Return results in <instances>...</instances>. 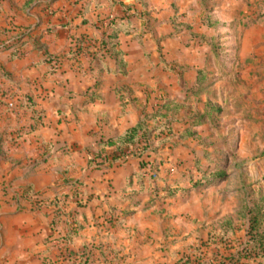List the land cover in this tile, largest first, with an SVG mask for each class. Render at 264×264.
Here are the masks:
<instances>
[{"label": "crops", "instance_id": "obj_1", "mask_svg": "<svg viewBox=\"0 0 264 264\" xmlns=\"http://www.w3.org/2000/svg\"><path fill=\"white\" fill-rule=\"evenodd\" d=\"M120 2L137 12L129 16L133 30L117 35L125 70L99 71L115 66L109 54L92 60L91 53L107 21L123 14ZM213 36L229 42L220 43L221 52L232 51L226 65ZM74 43L86 50L70 55ZM48 56H58L57 63ZM198 69L211 83L186 94ZM26 96L32 104L20 105ZM10 99L17 101L13 108ZM196 100L201 110L193 109ZM213 102L230 109L236 122L242 109H261L243 121L264 123V0H0V264H71L81 250L94 264L227 261L245 241V226L238 241L240 228L226 242L211 241L224 214L207 220L200 188L173 196L151 190L165 182L190 186L181 176L186 166L173 159L188 153L181 143L199 137L197 127L211 121L194 126L195 137L152 144L143 157L158 162L156 180L137 175L139 157L105 167L90 163L103 146L98 141L133 125L143 110L163 104L166 111L176 103L167 115L182 118ZM183 126L173 123L176 130ZM45 149L49 155L36 160ZM71 179L80 181V199L59 200L64 213L54 231L81 227L66 241L46 240L51 215L34 210L35 201L69 191ZM26 186L33 194L24 193Z\"/></svg>", "mask_w": 264, "mask_h": 264}, {"label": "trees", "instance_id": "obj_2", "mask_svg": "<svg viewBox=\"0 0 264 264\" xmlns=\"http://www.w3.org/2000/svg\"><path fill=\"white\" fill-rule=\"evenodd\" d=\"M121 10L123 14L111 17L107 23L103 35L99 39L97 44H94L95 51L91 53L92 60H95L98 55L109 54L114 58L115 66L111 69L109 66L104 65L99 71L111 70V71H124L125 63L123 60V51L118 49L117 35L120 30L130 32L134 26L130 24V14H136V8L132 4H125L120 2ZM218 36H213V49H216L215 43ZM10 46V44H3L1 48ZM86 47L81 43H74L70 46L68 53L74 55L80 51H85ZM47 61H52L56 64L58 56H48ZM4 73V72H3ZM211 83V78L205 76L203 69H198V76L193 86L189 89L184 87L186 94L197 93L204 87ZM97 84V82H96ZM29 97H23L20 101V105L24 106L25 103L32 104ZM166 107V111H163V104L158 106L153 111H142L139 119L131 126L125 128L122 132L100 139L98 143L103 146L94 151L90 157V163L94 167H105L114 162H123L130 157L140 158V171L137 175L142 178L146 172L148 178L156 180L158 178V162L156 160H145L143 155L149 154L150 150L155 147L152 145L157 142L158 145L164 146L166 143H173V138L176 136L186 137L197 136V130L194 126L206 121H211L214 115L213 111H218L219 108L213 107L208 104L203 111L188 112L186 116L182 118L168 116L167 111L177 107L176 103H172ZM214 109H210V108ZM180 121L185 126L180 130L173 128V123ZM151 123V124H150ZM110 146L111 148H106ZM50 151L45 149L39 158L36 160H43L49 155ZM211 171V175L205 176L206 180L191 181L189 187H171L170 183L165 182L161 186L155 184L151 190L157 191L159 188L165 190L164 196H173L176 191H186L189 188L199 189L205 186L213 178H219L225 173L220 171L218 167H208ZM204 171V170H203ZM191 179V178H187ZM72 185L70 190L63 191L59 196L52 198H42L35 201L34 210H42L46 214L51 215V233L48 234L46 240L60 239L66 241L73 235L80 227V224L69 225L67 232L64 234L55 233V222L62 219L64 209L58 203L59 200L66 197H75V200L79 202L80 196L78 185L80 181L77 179H71ZM24 193L33 194L31 186L24 187ZM75 212L76 209H71V212ZM121 221V218L118 221ZM74 221V219H73ZM245 226V241L241 242L235 252L227 256V261L221 259L218 264H236V262H243V264H264V196L261 199L250 201L249 205H246L243 212H238L235 216L223 215L219 217L214 226V232L210 236L211 241H220L221 243L228 241L229 237L239 228ZM77 256L74 260H77V264H94L88 261V255H84V251L81 250L76 253ZM115 260V259H111ZM75 262V261H74ZM72 261L71 264L74 263Z\"/></svg>", "mask_w": 264, "mask_h": 264}, {"label": "rangeland", "instance_id": "obj_3", "mask_svg": "<svg viewBox=\"0 0 264 264\" xmlns=\"http://www.w3.org/2000/svg\"><path fill=\"white\" fill-rule=\"evenodd\" d=\"M236 31L239 34L241 29L238 28ZM220 43L226 45L229 42L217 40L215 43L218 55H221L219 63L226 65L232 57V51L224 49L221 52ZM213 103V107L219 110L213 111L211 122L203 125L202 128L197 127L200 131L199 137L181 143V148L188 149V153L180 151L183 156L173 159L176 165L186 166V171L181 176L191 179L185 183L206 180L204 175L212 174V170H208V167L215 166L220 171H225L219 178L210 180L209 183L212 184L202 186L196 193L201 195L200 199L206 198L204 208L207 220L221 213L235 216L238 212H243L250 201L264 196V170H262L264 168V137H262L264 123L258 124L255 120V124H246L243 121L245 117L252 118L253 113L260 114L261 109H242L240 115L243 118L236 122L230 109ZM193 105V109L201 110L202 101L196 100ZM213 107L210 109H214ZM250 130L254 132L253 136L250 134V137H242L246 131ZM208 224L211 223L208 222ZM240 229L242 230L237 231L235 241L244 236V226Z\"/></svg>", "mask_w": 264, "mask_h": 264}, {"label": "built area", "instance_id": "obj_4", "mask_svg": "<svg viewBox=\"0 0 264 264\" xmlns=\"http://www.w3.org/2000/svg\"><path fill=\"white\" fill-rule=\"evenodd\" d=\"M7 104L9 105V107L13 108L14 106L17 105V101L14 99H10ZM75 262L78 263L77 260H75Z\"/></svg>", "mask_w": 264, "mask_h": 264}]
</instances>
